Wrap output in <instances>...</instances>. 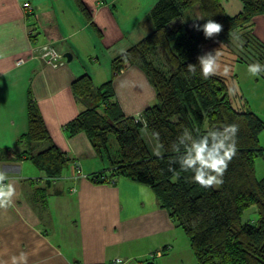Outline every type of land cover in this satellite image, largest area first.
Wrapping results in <instances>:
<instances>
[{
	"label": "trees",
	"instance_id": "1",
	"mask_svg": "<svg viewBox=\"0 0 264 264\" xmlns=\"http://www.w3.org/2000/svg\"><path fill=\"white\" fill-rule=\"evenodd\" d=\"M74 1L103 39L102 30L92 21L91 8L84 0ZM240 2L241 9L229 15L222 0H156L144 20L152 23V28L111 59L108 80L94 85L85 73L71 82L72 93L84 108L63 129L68 137L83 133L100 160L104 154L108 157V168L82 173L78 163L52 140L29 90L27 129L18 138L25 147L13 157L10 148H0V162L28 159L42 172L38 179L44 181V190L63 177L71 160L75 177L84 174L95 183H112L116 177L124 176L145 184L159 207L167 210L187 237L194 264H264V174L257 176L255 169L256 158L264 153L259 142L264 119L250 108L232 80L234 75L228 79L216 73L204 79L197 64L202 47L232 37L239 40L237 46L264 65V44L250 28L252 18L264 14V0ZM194 6H198L204 19H194L189 11ZM207 19L222 25L221 32L211 39L193 28V24H203ZM235 61L247 63L243 57ZM189 64H197L195 74L188 72ZM129 65L142 69L155 93L154 102L133 115L123 112L113 89L114 79ZM233 123L239 126L237 154L229 162L220 186L201 187L192 181L191 173L172 163L176 159L172 145L184 128L198 134L205 131V126L222 128ZM142 129L158 145L157 148L150 141L154 152ZM110 136L117 147L113 158L108 155ZM40 143L45 147L37 148ZM158 150L160 157L155 154ZM251 205H256V221L242 222L243 212ZM122 261L116 258L102 264ZM143 264L159 263L151 256Z\"/></svg>",
	"mask_w": 264,
	"mask_h": 264
},
{
	"label": "crops",
	"instance_id": "2",
	"mask_svg": "<svg viewBox=\"0 0 264 264\" xmlns=\"http://www.w3.org/2000/svg\"><path fill=\"white\" fill-rule=\"evenodd\" d=\"M25 1L33 7L27 15L22 9ZM84 1L91 8L92 21L104 34L101 40L74 0H0V148H10L13 157L25 147L18 138L27 129L29 90L54 143L87 175L101 171L104 166L98 164L104 162H98L83 133L68 137L63 129L84 108L70 85L85 73L95 83L100 53L104 57L106 54L109 62L122 52L112 49L111 44L125 33L108 3ZM250 28L264 44V14L255 15ZM47 42L63 54L70 53L71 60L52 68L30 58L34 45ZM19 58L24 62L17 64ZM246 65L235 61L234 82L248 81ZM103 75L106 80L110 78L107 69ZM259 77L262 86L253 93L254 103L244 88H238L250 108L264 119V74ZM113 89L126 115L141 112L155 98L147 76L137 65L124 68L114 79ZM259 142L264 147V130ZM45 145L40 143L37 148ZM263 156L264 153L259 158ZM75 172L71 160L63 177L44 190V181L38 179L42 172L28 159L0 162V173L9 178L3 183H12L15 188L12 203L0 207L2 264H11V258L21 254L26 255V264H102L144 255L152 256L159 264H166L172 255L179 262L186 259L187 264L195 263L188 240L183 239L167 210L159 207L149 186L124 176L116 177L112 183H95L84 174L75 177ZM64 214H69L68 229L57 232L55 223ZM176 241H180L181 251L171 254Z\"/></svg>",
	"mask_w": 264,
	"mask_h": 264
},
{
	"label": "rangeland",
	"instance_id": "3",
	"mask_svg": "<svg viewBox=\"0 0 264 264\" xmlns=\"http://www.w3.org/2000/svg\"><path fill=\"white\" fill-rule=\"evenodd\" d=\"M155 1L156 0H100L99 3L101 5L108 3L111 6L110 9L112 10V14L115 20L124 27L125 36H123L121 39L117 41H113L111 44V46H113L112 49L117 50L118 52H120L121 50H125L127 46H131L132 44L137 42L139 39H141L148 33L149 29L152 28V23L151 24L150 22L149 24L147 22L145 23L144 20H146V16L149 13ZM222 4L225 8L226 13L229 15H233L241 9L240 0H222ZM189 11L190 12L192 11V16L194 17V19H197L202 16L200 10L198 9V6H194L193 8L189 9ZM140 34H143V36L140 37L141 36ZM234 39H232V37H229V38L224 37L223 39L218 40L213 45L208 44L202 47L200 51V55H203L206 52H211L212 54H214L217 57L216 73L222 76H225L228 79H231V76L237 72V70L235 71L236 69L235 59L237 57H243L247 61V63L243 62L245 63V65L247 64L246 66L257 62V60L254 59L252 55H249L246 51H244L245 49L241 48V46H237L239 40L237 41L236 39L235 40ZM100 42H99V45L101 46ZM237 48H239V50H237ZM231 49L234 51H231ZM105 62H107L108 64L107 66L105 65L106 64ZM110 62L111 60L108 62V56L106 54L104 57L100 53L99 63L101 64L98 66V69H99L98 79H95V83H94L95 85H99L100 83L104 82V80H106L104 79L105 77L103 75L104 70L107 69V72H108L107 76L110 77V74H111L110 72L111 63ZM236 84L239 87H241L242 90L244 88L246 93L250 94L252 98V102L254 103V100H253L254 98L252 96L254 95L253 94L254 91L258 92L259 89L261 88L262 79L258 77L255 81L254 77L251 76L250 74L248 81H242L241 83L236 82ZM151 102L153 103L154 100H152ZM258 105L259 103L256 104L255 107L258 108ZM141 133L143 137L145 138L146 142L148 143L150 150L154 152L151 143H154V146L157 147L158 145L156 144V142L150 138V136L148 135L145 129H142ZM109 145L110 147L108 150V155L113 158L115 155L116 148H117L115 139L113 136L109 137ZM99 161H100V158H98V162ZM103 162L104 163H99L98 167L104 166L103 168H108L110 166L108 157L105 154L103 155ZM255 169H256L257 176L261 177L264 174V156L262 158H259V157L256 158ZM68 185L69 183H66V186ZM67 216H69V214L63 215V217H67ZM63 217L60 219L59 222L55 223L54 230L57 232H59L60 230L68 229L67 223H68L69 217L67 218H63ZM256 217H257L256 205H251L243 212L241 216V221L242 222H255ZM181 235L183 239L187 241V237L182 232V230H181ZM62 244L65 246V243L62 242ZM175 244H176V248L171 252V254H175L176 252L180 253L181 251L180 241H176ZM121 258L122 260H124V262L121 264H143L145 259L151 258V256L144 255V256H139V257H131V258L121 257ZM179 261L180 260L177 257H175V255H172V257H170V259L166 261V264H187L186 259H182L181 262Z\"/></svg>",
	"mask_w": 264,
	"mask_h": 264
},
{
	"label": "clouds",
	"instance_id": "4",
	"mask_svg": "<svg viewBox=\"0 0 264 264\" xmlns=\"http://www.w3.org/2000/svg\"><path fill=\"white\" fill-rule=\"evenodd\" d=\"M200 19L204 18H197ZM193 28L201 31L206 39H211L221 32L222 25L207 19L203 24H193ZM197 64L204 79L216 74L217 57L211 52L199 56ZM197 64H189L188 72L195 74ZM247 71L253 77H259L264 74V65L259 62L252 63L247 66ZM238 131L239 126L236 123L222 128L205 126V131L198 134H193L190 129L184 128L172 145V151L176 154V159L172 163L178 164L181 171L191 173L192 181L201 187H218L223 183L229 162L237 154ZM156 136L159 138L158 133ZM155 154L161 156L159 150ZM8 180L7 176L0 173V207L9 206L15 195L13 184L3 183ZM11 264H26V255L13 256Z\"/></svg>",
	"mask_w": 264,
	"mask_h": 264
},
{
	"label": "built area",
	"instance_id": "5",
	"mask_svg": "<svg viewBox=\"0 0 264 264\" xmlns=\"http://www.w3.org/2000/svg\"><path fill=\"white\" fill-rule=\"evenodd\" d=\"M32 5L29 1H25L22 3V9L26 15L32 11ZM30 58L37 59L43 64L50 66L52 68H58L63 66L66 62L65 56L62 52H60L57 47L51 43L47 42L40 45H34L31 48ZM24 62V59L19 58L16 60L17 64ZM117 262L120 260L117 259Z\"/></svg>",
	"mask_w": 264,
	"mask_h": 264
},
{
	"label": "water",
	"instance_id": "6",
	"mask_svg": "<svg viewBox=\"0 0 264 264\" xmlns=\"http://www.w3.org/2000/svg\"><path fill=\"white\" fill-rule=\"evenodd\" d=\"M64 56H65L66 62L71 60V55H70V53L65 52V53H64Z\"/></svg>",
	"mask_w": 264,
	"mask_h": 264
}]
</instances>
